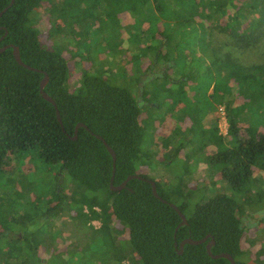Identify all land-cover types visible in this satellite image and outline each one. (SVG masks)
<instances>
[{"label": "trees", "instance_id": "16d2710c", "mask_svg": "<svg viewBox=\"0 0 264 264\" xmlns=\"http://www.w3.org/2000/svg\"><path fill=\"white\" fill-rule=\"evenodd\" d=\"M9 1L0 0V10ZM71 1L13 0L0 15V47L17 46L20 59L40 70L17 64L9 47L0 52V172L10 171L17 160L24 161L33 153L54 169L51 183H47L48 195L43 194L44 205L38 208L36 198L24 205L32 216L9 212L0 195V264H77L65 252L58 260L53 255L43 259L37 253L46 234L42 232L44 223L66 207L78 233L88 229L86 240L106 243L92 256L93 262L97 256L106 259L101 264H120L123 259L129 264H229L224 257L207 255L205 243L210 237L199 244L185 243L181 253L177 252L184 238L200 239L208 234L213 240L211 253L226 252L234 264H264V260L251 261L241 249L243 233L249 227L255 229L258 219L242 222L251 214L235 197L216 193L190 209L188 192L182 196L178 188L164 186L143 171L157 163V155L143 148L145 134L154 147L160 144L168 149L171 159L186 148L190 138L197 139L200 147L217 142L207 163L216 167L233 192L249 191L257 196L259 207L264 205V188L252 190L257 187L253 170L264 174V131L258 130L259 125L264 126V53L256 63L234 56L264 40V0H107L115 11L123 7L133 16V32L128 31L129 37L133 35V61L148 57L144 69L140 64L134 66L133 91L87 74L82 75L76 90L69 89L65 57L50 48L49 40L47 46L39 40V35H55L54 20V27L48 19L35 21L39 10L46 9L51 18L58 6L87 2ZM157 37V44H152ZM152 69L157 72H147ZM43 72L47 75L43 90L54 100L61 125L53 105L39 93ZM232 90L243 98L240 105L232 106ZM223 97H227L225 102ZM188 98L193 100L184 105V114L195 127H189L184 137L177 131L168 137L157 136V127L174 111L173 104ZM166 100L171 101L167 117L160 116L157 111ZM213 103H223L227 115L229 126L222 137L217 134L214 115L210 127L201 121L208 119L205 114L214 110ZM241 114L250 128L244 136L238 134L235 121ZM78 122L88 130L79 126L71 139ZM94 134L114 151L113 185L132 174L142 179L131 178L122 189L111 190V156ZM251 178L253 185L245 186ZM147 179L154 181L157 194L166 202L152 194ZM63 181L73 185L68 196L59 186ZM174 194L182 197L179 203L171 200ZM168 202L183 213L185 224L178 225L180 217ZM35 220L41 221V228L30 226ZM92 220H98L99 226L85 225ZM112 220L125 226L124 235L113 230Z\"/></svg>", "mask_w": 264, "mask_h": 264}, {"label": "rangeland", "instance_id": "374dc122", "mask_svg": "<svg viewBox=\"0 0 264 264\" xmlns=\"http://www.w3.org/2000/svg\"><path fill=\"white\" fill-rule=\"evenodd\" d=\"M92 1L87 0L86 3L65 5L64 7H62L63 5L58 6L57 10H54L52 13L50 11L51 18L50 16L48 17L46 9L39 10L37 13L38 19H36L35 24H38L39 20L43 22L47 19L52 24L54 20L55 27L53 24L52 27L56 31L52 38L47 35H39V40L44 46L48 45L47 41L49 40V44L52 46L50 48L59 51L65 57L67 62L68 87L70 90H76L80 85L82 75L87 74L101 76L112 85L122 86L133 91V87H136L134 83L136 77L133 76L134 66L140 64V68L144 69V65L148 61V57L133 61V35L130 37L128 35L129 29L133 32V16L129 15L128 11H123V7L115 11V6L110 7L107 0L101 1L99 4L97 3V7H92ZM86 7H89V9ZM145 25L144 22L143 27ZM157 41L158 37L152 41V44H157ZM230 47L228 46L227 50ZM238 53L239 55L236 52L234 53V56L238 59L247 63H256L264 53V40H261L251 50L248 49ZM149 55H152V52ZM147 72L154 74L157 71L152 69ZM210 89L211 87L207 90V93L211 92ZM229 90L227 89V91ZM233 93L234 100L232 101V106L240 105L243 98L238 93H235V91ZM226 99L227 97H223L221 101L225 102ZM192 100L188 98L187 102L183 101L173 104L174 111L162 125L157 127V136L168 137L171 131H177L184 137L189 127H195L192 120L184 114V111L187 110L184 105H187ZM170 102V100H166L161 105L157 111L158 115L167 117L166 113L168 105L171 104ZM197 106L200 108L202 106L201 102ZM213 107L214 110H210L205 114V117L210 120L203 119L201 121L207 127H210V123L213 120L211 117L214 115L217 134L221 137L225 136L229 125L224 105L223 103H213L211 109ZM219 108H222L223 114ZM176 116H179L178 120H175ZM241 116L242 118H235V121L238 127V134L244 136L250 128L247 126L245 116L242 114ZM231 117L234 118L233 115ZM197 118H201L199 112L197 113ZM258 130L263 132L264 126L259 125ZM190 139L191 141L186 148L181 150L176 158L171 159L167 157L166 151L168 149L163 148L160 144L159 148L154 147L151 144L150 135L145 134L143 148L149 153L157 155L154 159L157 163H151L148 167L143 168V171L148 177L155 178L164 186L178 188L182 196L188 192V207L190 209L195 204L207 200L216 193H224L235 197L241 202L242 206H244L243 209L247 213L259 212L264 208L257 205L258 198L256 195L251 194V192L246 190L240 193L233 192L221 179L216 167L207 163L208 154L215 152L218 148L217 142L200 147L197 144V139ZM222 144L224 145L223 142ZM157 159L163 160L164 163H161ZM53 172V168L44 165L38 160L36 153L26 157L24 161L17 160L15 166L10 171L0 172V195L5 199L7 207H9L8 211L14 213L15 210L16 214L32 216L31 211L26 209L24 205L25 203L27 204L28 200L35 201L34 198L37 200L38 208L44 205L46 201L44 200V195H48L47 191L50 189V186L47 187V183L52 178ZM252 175L257 184V187L252 188V190L259 189V187L264 188L263 172L254 169ZM65 177L68 178L67 175ZM253 183L254 180L251 178L245 186L250 187ZM59 186L67 196L73 188L72 184L65 181L61 182ZM181 198L175 195L171 197V200L179 203ZM40 222L35 220L30 226L39 229L41 228ZM73 223L76 224L75 220L72 219L68 207L61 214L50 217L43 226L42 232L46 234L43 237L42 245L37 249L39 257L45 259L53 255L55 257L54 260H58L60 253L65 252L73 256L72 263H104L106 259L100 260L97 256L96 261L93 262L92 256L95 255L100 247H104L106 243H102L100 240L97 243L86 240L90 230L83 228L84 230L78 233ZM84 223L86 226L95 225V227H98L100 224L98 220H93V224L90 221H85ZM111 225L113 230L118 233V236L124 235V230L126 229L124 225L115 220L111 221ZM17 229V227L14 228L16 231ZM241 249L251 258V261L254 260L253 262L264 260L263 215L258 219V225L255 229L249 227L243 233ZM130 256L131 254L128 252V257ZM120 264H129V261L123 259L120 261Z\"/></svg>", "mask_w": 264, "mask_h": 264}, {"label": "water", "instance_id": "95a60500", "mask_svg": "<svg viewBox=\"0 0 264 264\" xmlns=\"http://www.w3.org/2000/svg\"><path fill=\"white\" fill-rule=\"evenodd\" d=\"M13 0H10L9 3L0 10V15L7 9V7H9L11 5ZM2 37H0L1 39ZM11 48V54L14 58V60L17 62V64H19L20 66L26 68V69H29V70H36V71H40L39 69H36L32 66H29L27 64H25L19 57V52H18V48L17 46L15 45H12V44H6V45H3L0 47V52L3 51L4 49L6 48ZM47 81V75L46 73L43 72V77L40 79L39 81V93L40 95L47 101H49L53 107H54V111H55V117H56V120L58 121V123L61 125V119H60V116H59V112L56 108V105H55V102L54 100L49 96L47 95L44 90H43V87L45 85ZM83 127L85 129L88 130V128L81 122H78L75 124L74 126V129H73V135L70 136L71 139H75L76 137V131H77V128L78 127ZM96 138H98L102 143L103 145L105 146L106 150L109 152L110 156H111V175H110V180H109V188L113 191H118L120 189H122L123 187H125V184L126 182L131 179V178H138V179H142V177L139 175V174H132V175H128L121 183H119L118 185H113L112 184V180H113V174H114V169H115V154H114V151L111 149V147L103 140V138L100 136V135H96L94 134ZM147 182L150 184V187H151V192L152 194L158 198L160 201L162 202H166V200H164L161 196H159L156 192V189H155V183L153 180L151 179H147ZM168 204L170 206H172L175 211L177 212L178 216L180 217V222L178 225L180 224H185L186 223V218L185 216L183 215V213L181 211H179V209L175 206V204L171 203V202H168ZM252 216L254 217H261L262 215L264 216V208H262V210H260L259 212H254V213H250ZM207 237H210L209 238V241H207L205 243V251L207 253V255H209L210 257L212 258H219V257H224L226 258L228 261H229V264H234V260H233V257L226 253V252H220V253H216V254H213L210 252V247L211 245L213 244V240L211 238L210 235H205L204 237L200 238V239H191L189 237L187 238H184L183 240H181L178 244V250L177 252L178 253H181V249H182V246L183 244L185 243H188V244H199L201 242H204L206 240Z\"/></svg>", "mask_w": 264, "mask_h": 264}, {"label": "flooded vegetation", "instance_id": "af4514ba", "mask_svg": "<svg viewBox=\"0 0 264 264\" xmlns=\"http://www.w3.org/2000/svg\"><path fill=\"white\" fill-rule=\"evenodd\" d=\"M140 88H141V84L140 83H138V89H136V92H137V96H139V93H140ZM139 100H140V98H138ZM143 103V102H142ZM263 207H264V205H263ZM250 214V213H249ZM259 218H261V217H254V216H247V217H244V218H242V222H244V223H247V222H249V221H251V222H255V221H257V219H259Z\"/></svg>", "mask_w": 264, "mask_h": 264}, {"label": "crops", "instance_id": "0c3cea01", "mask_svg": "<svg viewBox=\"0 0 264 264\" xmlns=\"http://www.w3.org/2000/svg\"><path fill=\"white\" fill-rule=\"evenodd\" d=\"M56 2H59V3H61V4H67V3H69L71 0H55ZM101 1H106V0H93L92 1V3L94 4V5H96L97 3L99 4V3H101ZM72 2V1H71ZM44 6V5H43Z\"/></svg>", "mask_w": 264, "mask_h": 264}, {"label": "built area", "instance_id": "2783aa9c", "mask_svg": "<svg viewBox=\"0 0 264 264\" xmlns=\"http://www.w3.org/2000/svg\"><path fill=\"white\" fill-rule=\"evenodd\" d=\"M219 110L222 112V114H223V111H222V108H219ZM224 116V115H223ZM94 209L95 210H97V208L96 207H94ZM83 211L84 212H86L87 211V209H86V207H83ZM91 222V224H93V220L92 221H90ZM95 226V225H94Z\"/></svg>", "mask_w": 264, "mask_h": 264}]
</instances>
